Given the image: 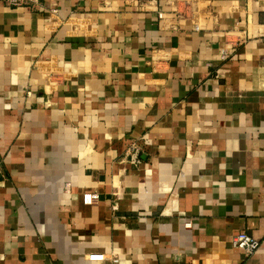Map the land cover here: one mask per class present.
Here are the masks:
<instances>
[{
  "label": "crops",
  "instance_id": "crops-1",
  "mask_svg": "<svg viewBox=\"0 0 264 264\" xmlns=\"http://www.w3.org/2000/svg\"><path fill=\"white\" fill-rule=\"evenodd\" d=\"M35 1L0 5V264H264V0Z\"/></svg>",
  "mask_w": 264,
  "mask_h": 264
},
{
  "label": "built area",
  "instance_id": "built-area-1",
  "mask_svg": "<svg viewBox=\"0 0 264 264\" xmlns=\"http://www.w3.org/2000/svg\"><path fill=\"white\" fill-rule=\"evenodd\" d=\"M35 0H0V5H4L9 8H20L35 4ZM159 18L161 16L159 15ZM136 148L133 146L131 152H136ZM83 203L85 205H92L98 201V195L96 193H88L82 196ZM231 245L234 248L241 249L246 254L250 255L259 249L260 244L258 241L250 238L244 233H240L231 240Z\"/></svg>",
  "mask_w": 264,
  "mask_h": 264
}]
</instances>
